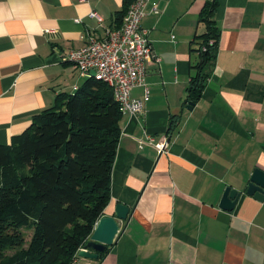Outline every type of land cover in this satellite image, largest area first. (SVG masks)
<instances>
[{"label": "crops", "instance_id": "0c3cea01", "mask_svg": "<svg viewBox=\"0 0 264 264\" xmlns=\"http://www.w3.org/2000/svg\"><path fill=\"white\" fill-rule=\"evenodd\" d=\"M204 2L148 1L141 27L159 66L146 64L144 111L121 115L102 214L123 204L131 216L98 259L72 264H264V200L244 192L254 169L264 172V0H217L215 62L189 109ZM123 3L0 0V145L85 82L66 55L88 35L105 38ZM148 137L153 144L166 137L167 153L159 155ZM227 186L241 192L232 211L218 207Z\"/></svg>", "mask_w": 264, "mask_h": 264}, {"label": "trees", "instance_id": "16d2710c", "mask_svg": "<svg viewBox=\"0 0 264 264\" xmlns=\"http://www.w3.org/2000/svg\"><path fill=\"white\" fill-rule=\"evenodd\" d=\"M133 1L124 0L116 27ZM216 7L205 0L198 15L204 32L192 42L198 62L186 101L199 100L215 62ZM121 117L112 90L86 78L0 145V264H72L110 200Z\"/></svg>", "mask_w": 264, "mask_h": 264}, {"label": "built area", "instance_id": "2783aa9c", "mask_svg": "<svg viewBox=\"0 0 264 264\" xmlns=\"http://www.w3.org/2000/svg\"><path fill=\"white\" fill-rule=\"evenodd\" d=\"M148 1L134 0L119 27L106 29L103 39L88 35L83 47L71 50L66 55V60L76 66L81 77L95 78L112 90L121 115L134 117L144 111L149 98V88L144 83L146 64L153 62L159 66V58L150 46L149 31L141 27ZM153 12L157 13L156 10ZM90 16L101 20L94 12ZM135 88L143 89L141 98L132 96ZM153 141L148 137V143L153 144ZM153 145L159 155L167 153L166 137ZM79 249L74 260L78 257Z\"/></svg>", "mask_w": 264, "mask_h": 264}, {"label": "water", "instance_id": "95a60500", "mask_svg": "<svg viewBox=\"0 0 264 264\" xmlns=\"http://www.w3.org/2000/svg\"><path fill=\"white\" fill-rule=\"evenodd\" d=\"M93 74V73H92ZM194 102L190 101L187 108H191ZM244 192L258 201L264 200V172L254 169ZM241 195V192L225 187L218 207L224 211H232ZM131 216L128 206L116 204L112 215L101 216L94 224L86 244L77 253L78 257L98 259L109 247L113 245L120 230V224L127 222Z\"/></svg>", "mask_w": 264, "mask_h": 264}, {"label": "rangeland", "instance_id": "374dc122", "mask_svg": "<svg viewBox=\"0 0 264 264\" xmlns=\"http://www.w3.org/2000/svg\"><path fill=\"white\" fill-rule=\"evenodd\" d=\"M29 238H30V233H27L26 239L29 240Z\"/></svg>", "mask_w": 264, "mask_h": 264}]
</instances>
